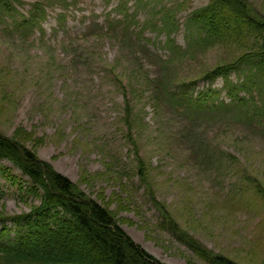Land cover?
Wrapping results in <instances>:
<instances>
[{"label":"rangeland","instance_id":"1","mask_svg":"<svg viewBox=\"0 0 264 264\" xmlns=\"http://www.w3.org/2000/svg\"><path fill=\"white\" fill-rule=\"evenodd\" d=\"M234 1L0 0V136L167 264H264V0ZM211 6V27L193 20ZM211 91L229 110L211 114ZM43 194L0 160V241L31 235L0 264H94L100 250ZM55 227L68 231L32 234Z\"/></svg>","mask_w":264,"mask_h":264},{"label":"trees","instance_id":"2","mask_svg":"<svg viewBox=\"0 0 264 264\" xmlns=\"http://www.w3.org/2000/svg\"><path fill=\"white\" fill-rule=\"evenodd\" d=\"M235 3L234 0H225V2ZM9 2L4 4L0 9V13L9 10ZM216 7L211 6L201 12H198L197 16H193V20L208 22L211 27V21L217 16L215 12ZM32 17V16H31ZM26 22V21H25ZM24 22V23H25ZM211 28L209 31L211 32ZM264 32V26H263ZM264 52V49L261 53ZM254 65L259 66V63L264 64V53L253 59ZM246 65L248 63H245ZM243 85L235 86L228 91L232 96V101H238L241 107H245L246 98L239 96V90ZM235 92V93H234ZM238 92V93H237ZM170 94V98L175 101H182V106L187 112L192 114H202L204 109L202 97H188L182 98V95L173 93ZM211 114L215 111L222 109L229 110L225 103L217 104V99L212 97L217 94V91H211ZM190 98V99H189ZM188 102H184L185 100ZM207 102V100H205ZM264 105H261L263 107ZM10 160L17 165L24 175H26L37 186L39 190L44 192V199L53 207H57L63 211V214L69 221L70 229L84 237L92 246L99 249L102 256L97 255L91 258H86L85 261L94 264H167L161 260L155 258L152 254L146 251L140 244L122 228L117 222L113 213L93 199H85L83 195L75 192L74 184L70 178L62 173L54 170L50 164L45 163L38 159V157L32 152L26 149L18 142L0 136V160ZM51 211L45 210L43 219L50 221ZM49 213V214H48ZM50 223V222H49ZM58 223V222H57ZM46 226V223L44 224ZM27 227H32L28 222ZM69 229V228H68ZM68 231L67 228H61L59 231L56 229L43 228L41 232H34V237L42 236L43 240L47 243V235H53L61 238L63 232ZM56 234V235H55ZM31 235H21L18 240H14L10 245L4 244L0 241V251L11 253L18 252L16 249L23 246V240L29 239ZM39 241V239H38ZM43 241V242H44ZM22 253L26 249H22ZM44 256L51 257L52 251H48ZM71 252L66 255H59V260L73 259ZM225 264H231L230 261L224 260Z\"/></svg>","mask_w":264,"mask_h":264}]
</instances>
